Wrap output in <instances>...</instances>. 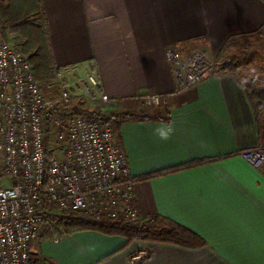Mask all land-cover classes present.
I'll return each instance as SVG.
<instances>
[{"label": "crops", "instance_id": "1", "mask_svg": "<svg viewBox=\"0 0 264 264\" xmlns=\"http://www.w3.org/2000/svg\"><path fill=\"white\" fill-rule=\"evenodd\" d=\"M54 65L96 61L110 102L107 114L144 112L123 120L119 137L135 178L139 223L160 215L198 234L199 248L126 239L94 230H39L31 255L47 264H264V166L239 154L259 146L251 89L238 68L220 66L200 85L174 91L165 58L200 47L216 57L241 35L264 29V0H39ZM230 37L231 42L224 47ZM168 94L144 106L146 94ZM99 105V104H97ZM261 105H258V109ZM170 122L160 141L153 129ZM115 131V130H114ZM116 132V131H115ZM214 159L151 179L139 176ZM145 256L138 262L132 257Z\"/></svg>", "mask_w": 264, "mask_h": 264}, {"label": "built area", "instance_id": "2", "mask_svg": "<svg viewBox=\"0 0 264 264\" xmlns=\"http://www.w3.org/2000/svg\"><path fill=\"white\" fill-rule=\"evenodd\" d=\"M165 58L175 92L200 85L218 68L200 47L181 56L168 46ZM48 87L49 95L21 47L5 37L0 14V264H29L31 239L41 229L57 241L56 215L81 213L126 224L140 220L135 179L112 122L83 113L91 111L89 105L110 102L96 61L54 65ZM168 96L152 93L140 100L160 106ZM239 154L264 166L260 146Z\"/></svg>", "mask_w": 264, "mask_h": 264}, {"label": "trees", "instance_id": "3", "mask_svg": "<svg viewBox=\"0 0 264 264\" xmlns=\"http://www.w3.org/2000/svg\"><path fill=\"white\" fill-rule=\"evenodd\" d=\"M0 14L5 29L11 33H16L22 37L23 53L27 55L36 81L48 85L53 73V59L46 33V19L42 13L39 0H7V3L0 4ZM262 30V29H261ZM248 35H241L246 37ZM233 37H230L224 47H226ZM227 61V60H226ZM230 68H236L239 61L234 58L228 60ZM254 81V80H253ZM250 84V83H249ZM251 85V84H250ZM250 96L253 103L254 115L259 126V146L264 150V124L261 120L264 117V84L251 89ZM258 105L261 107L258 109ZM83 113L108 119L112 122L114 130L119 137V126L123 120L145 121L157 117L144 112L113 113L107 116L96 112ZM118 144L121 147L120 138ZM214 159L188 162L182 165L156 170L143 174L138 179H151L168 173L176 172L194 165L211 162ZM135 179V178H134ZM55 224L62 227L64 232L72 233L81 230H94L106 235H118L126 239V242L133 240L154 241L161 243H171L183 248H199L206 245V241L198 234L177 224L176 222L160 215H152L140 224H126L116 222L108 218H91L84 214L56 215L52 217ZM29 264H47V261L40 255L31 256Z\"/></svg>", "mask_w": 264, "mask_h": 264}, {"label": "rangeland", "instance_id": "4", "mask_svg": "<svg viewBox=\"0 0 264 264\" xmlns=\"http://www.w3.org/2000/svg\"><path fill=\"white\" fill-rule=\"evenodd\" d=\"M4 3L6 4L7 0L1 2V4ZM4 32L5 37L10 43L18 45L23 49V44L20 42L22 37L6 29ZM235 57L239 61L236 68H238L239 74H241L246 83H250L252 86L264 84V29L253 35L240 37L238 40L232 42L228 49L223 50L215 57V60L220 63V66L228 67L229 62L227 61L230 60V58L235 59ZM217 66L219 67V65ZM41 89L47 95L51 93V89L48 85L41 84ZM102 106L92 104L89 105L88 108L97 114L104 116L109 115ZM261 122L264 124V117H262ZM54 229L56 231L63 230L62 227L57 224H54Z\"/></svg>", "mask_w": 264, "mask_h": 264}, {"label": "clouds", "instance_id": "5", "mask_svg": "<svg viewBox=\"0 0 264 264\" xmlns=\"http://www.w3.org/2000/svg\"><path fill=\"white\" fill-rule=\"evenodd\" d=\"M174 133V127L170 122L161 121L157 127L153 129V135L160 141H168Z\"/></svg>", "mask_w": 264, "mask_h": 264}, {"label": "bare ground", "instance_id": "6", "mask_svg": "<svg viewBox=\"0 0 264 264\" xmlns=\"http://www.w3.org/2000/svg\"><path fill=\"white\" fill-rule=\"evenodd\" d=\"M116 133V132H115ZM118 141V140H117Z\"/></svg>", "mask_w": 264, "mask_h": 264}]
</instances>
